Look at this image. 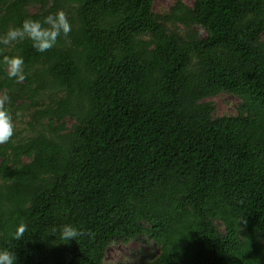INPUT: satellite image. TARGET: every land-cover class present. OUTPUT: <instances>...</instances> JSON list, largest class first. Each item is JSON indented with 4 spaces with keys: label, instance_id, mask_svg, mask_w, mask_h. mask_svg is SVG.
I'll return each instance as SVG.
<instances>
[{
    "label": "trees",
    "instance_id": "obj_1",
    "mask_svg": "<svg viewBox=\"0 0 264 264\" xmlns=\"http://www.w3.org/2000/svg\"><path fill=\"white\" fill-rule=\"evenodd\" d=\"M58 10L72 30L52 48L0 45V94L29 118L0 144V248L104 264L149 242L125 264H264V0H0V36Z\"/></svg>",
    "mask_w": 264,
    "mask_h": 264
},
{
    "label": "clouds",
    "instance_id": "obj_2",
    "mask_svg": "<svg viewBox=\"0 0 264 264\" xmlns=\"http://www.w3.org/2000/svg\"><path fill=\"white\" fill-rule=\"evenodd\" d=\"M72 30V25L66 17L63 10H58L55 13H49L43 19L25 18L20 26L8 28L6 32L0 36V45H9L20 39L27 38L31 40L32 46L38 52H45L56 45L58 37L61 35L67 36ZM2 63L7 69V76L15 78L16 80H24L25 74L23 71L24 58L19 55L3 56ZM10 100L8 94H0V144H4L14 134V124L12 115L6 107L7 102ZM27 225L19 223L13 236L19 240L24 235ZM62 239H72L80 235L77 228L70 224L64 225L61 230ZM0 264H16L15 253L7 248H0Z\"/></svg>",
    "mask_w": 264,
    "mask_h": 264
},
{
    "label": "rangeland",
    "instance_id": "obj_3",
    "mask_svg": "<svg viewBox=\"0 0 264 264\" xmlns=\"http://www.w3.org/2000/svg\"><path fill=\"white\" fill-rule=\"evenodd\" d=\"M175 0H153V9L156 11L166 10ZM185 5H191L193 0H181ZM34 11V10H32ZM217 103V111L219 113H230L232 112V105L235 103V99L229 96H219L213 99ZM29 118L26 114H22L21 117L13 120L14 134L13 136L25 135L28 132L27 123ZM67 126L72 123L69 119H66ZM12 136V137H13ZM156 252L154 246L149 243L134 242L127 245H115L107 250L105 255L104 264H119V263H131L137 260L141 254H151Z\"/></svg>",
    "mask_w": 264,
    "mask_h": 264
}]
</instances>
